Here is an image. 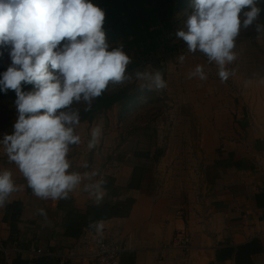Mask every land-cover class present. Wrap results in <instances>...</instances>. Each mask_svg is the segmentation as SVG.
I'll use <instances>...</instances> for the list:
<instances>
[{"label":"crops","instance_id":"crops-1","mask_svg":"<svg viewBox=\"0 0 264 264\" xmlns=\"http://www.w3.org/2000/svg\"><path fill=\"white\" fill-rule=\"evenodd\" d=\"M214 86L221 89L217 83ZM238 96L220 97L218 101L230 102L225 108L222 102L211 106L202 98L195 112L180 108L177 116L197 123L194 144L184 139L169 143V134L162 143V126L155 124V118L165 119L168 132L167 111L158 115L132 111L119 118L115 104L93 120L81 121L76 132L82 143L70 146L72 170L83 173L99 169L105 180L111 178L117 187L116 199L132 198L133 203L127 215L97 221L104 225L100 232L89 225L78 237L65 235L59 200H42L27 191L26 180L0 146V168L11 169L16 184L23 186L9 198V202L22 203L16 233H11L9 223L3 220L5 207L0 208V242L12 264H56L35 249L65 247L81 254L88 251L96 234L124 247L122 264L123 260L126 264L129 260L130 264H235L233 256L218 259L217 251L255 238L261 249L252 255L250 264H264V205L258 206L255 200L256 194L264 193V94L258 110L256 96L246 100V110ZM189 101L197 100L191 97ZM137 114L138 123L134 121ZM97 124L102 125V139L89 150L90 130ZM170 146L181 150L182 155L169 157ZM192 146L202 160L192 157ZM142 152L149 157L138 156ZM84 161L89 163L88 169L81 167ZM161 167L167 174L159 173ZM174 168L179 169L177 173ZM132 176L136 186L127 188ZM107 194L106 190L105 197ZM69 198L80 212L93 203L83 184ZM39 208L45 209L47 220L36 214ZM179 230L186 231L191 240L185 263H180L182 254L170 243ZM2 260L0 252V264Z\"/></svg>","mask_w":264,"mask_h":264},{"label":"clouds","instance_id":"clouds-1","mask_svg":"<svg viewBox=\"0 0 264 264\" xmlns=\"http://www.w3.org/2000/svg\"><path fill=\"white\" fill-rule=\"evenodd\" d=\"M262 2L193 0L187 30L179 29L175 35L188 52L199 51L215 62L221 82H226L233 74L226 66L236 60V38L264 11L258 6ZM105 20L106 11L93 0H0V59L7 53L10 60L0 72V93H15L17 113L12 132L3 134L0 146L39 199L66 200L83 184L94 205L104 201L105 178L99 169L72 170L70 146L82 143L76 132L80 111L72 106L84 102V111H89L110 83L131 78L127 69L132 58L123 45L109 50ZM256 31L264 32V25L257 24ZM178 60L183 63L185 56ZM136 77L149 82L142 88L167 87L160 70L138 71ZM188 78L208 77L198 64ZM28 85L31 90H25ZM102 135L101 124L92 127L87 148L95 149ZM81 167L88 169L89 163L84 161ZM22 187L11 169L0 168V208ZM36 214L47 220L45 209H37ZM90 226L97 232L104 227L102 222Z\"/></svg>","mask_w":264,"mask_h":264},{"label":"trees","instance_id":"trees-1","mask_svg":"<svg viewBox=\"0 0 264 264\" xmlns=\"http://www.w3.org/2000/svg\"><path fill=\"white\" fill-rule=\"evenodd\" d=\"M93 2L106 11L104 28L107 38L113 42L120 40L122 45H128L130 50H133L132 62L127 69L131 70L141 68L146 64L159 66L169 56L179 52L183 41L180 39L175 41L177 38L175 33L179 30L176 14L183 15L189 12L192 9L193 0H93ZM258 6L264 9V2ZM259 18L264 25V11ZM8 64L9 62L0 65V72L4 71ZM25 90H31V86H25ZM152 93V89L146 86L142 88L136 83L116 86L110 84L104 94L93 101L89 111H84L87 107L84 102L74 104L72 107L79 109L81 121H91L116 104L119 108L118 117L121 118L132 110L141 98L150 100ZM14 100V92L9 91L7 95L0 93V139H2V134L11 133L13 130L12 125L17 117ZM8 105L11 108H7ZM138 156L149 157V154L142 152ZM133 179L134 176L128 182L127 188L136 186ZM104 188L108 194L102 204L96 206L90 203L83 212L77 211L71 205L70 198L58 201L57 207L64 212L65 235L78 237L83 228L90 225V222L128 214L133 199H116L117 187L114 186L111 178L106 179ZM26 189L32 191L28 187ZM255 200L258 206L264 205L262 204L264 193L256 194ZM21 211L20 201L7 202L5 205L3 220L9 223L11 233H16V223ZM260 249L261 245L255 238L240 245L224 247L217 251V258L224 259L233 256L235 264H250L252 255ZM123 264H126L124 260Z\"/></svg>","mask_w":264,"mask_h":264},{"label":"rangeland","instance_id":"rangeland-1","mask_svg":"<svg viewBox=\"0 0 264 264\" xmlns=\"http://www.w3.org/2000/svg\"><path fill=\"white\" fill-rule=\"evenodd\" d=\"M192 11L193 8L183 15L180 13L176 14L179 29H183L185 31L187 30L185 22ZM262 23V20L258 17V19L248 29L241 28L240 34L236 38V46L233 49L236 54V60L226 66L233 74L226 82H221L218 76L219 69L215 62H209L207 57L199 51L196 53L188 52L187 45L184 42H180L181 48L179 52L169 56L167 60L162 62L159 66L146 64L141 68L137 67L127 70L131 78L121 84L136 83L139 85H147L149 83L148 81L139 80L136 77V73L138 71L144 72L146 70L162 71L164 74V79L167 82V87L165 89L158 91L153 88L151 99L146 100L145 98H141L139 103H137L136 106L129 112L131 113L132 111L147 110L146 114L158 115L162 114L164 111H167L169 112L168 132H165L164 128L165 119L159 118L158 120L155 118V124L162 126H160L161 129L159 131L163 141L162 143L165 142V138L169 134V143L172 140L174 143H177L178 141H182V139H184L186 142L189 141L190 143L194 144L197 132V123L191 120V118L182 120L179 115L177 116V112L180 111V108L183 107V109H187L190 112H195V108L198 109L200 107V101L198 100L201 98L204 100H209L212 106L214 103H220L223 101V99L218 101L220 97L233 99L234 95H240L238 98H243V108L245 110L247 107L246 100H250L255 96L259 100L258 102H255V110L262 108L261 99H263L264 94V32L258 33L256 31V25ZM177 40L178 38L175 39V41ZM107 41L110 46L109 50L114 47H119L118 45H122L120 40L113 42L107 38ZM123 49L132 58L134 55L133 50H130L128 45H123ZM180 55L185 56L183 63H180L178 60ZM7 62L10 63V60L7 56V53H5L4 58L0 59V65L6 64ZM198 64L203 66L204 71L207 74L208 78L205 81H202L198 78H188V74L192 72ZM214 83H217L218 86H221V89L216 90ZM110 84L112 86L121 85L114 83ZM191 97L197 101L190 102L189 98ZM181 99H184V102ZM221 105L225 108L230 105V102L225 101L222 102ZM7 108H11V106L8 105ZM128 113L125 114L124 117L128 116ZM171 114H173V116ZM139 115L140 114H137L134 118L136 123L140 122ZM129 120H132V117L129 118ZM1 137H3V134ZM190 152L193 158L202 160L200 155L193 149V146L191 147ZM181 155V150L176 147L172 148L170 146L168 155L169 157L178 158ZM162 156L166 157V155ZM188 156L189 155H187V157ZM192 169L193 176H195L196 170L193 167ZM178 170V168L173 169L175 173H177ZM159 173L167 174L163 167H161Z\"/></svg>","mask_w":264,"mask_h":264},{"label":"built area","instance_id":"built-area-1","mask_svg":"<svg viewBox=\"0 0 264 264\" xmlns=\"http://www.w3.org/2000/svg\"><path fill=\"white\" fill-rule=\"evenodd\" d=\"M170 243L182 254L180 263H185V258L191 250L190 236L186 231H176L172 235ZM124 250V247L114 239L96 234L88 251L81 254L65 247L58 249L39 247L35 249V252L40 256L52 259L56 264H122L121 258ZM0 252L3 255L2 264H12L1 242Z\"/></svg>","mask_w":264,"mask_h":264}]
</instances>
